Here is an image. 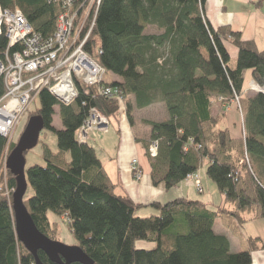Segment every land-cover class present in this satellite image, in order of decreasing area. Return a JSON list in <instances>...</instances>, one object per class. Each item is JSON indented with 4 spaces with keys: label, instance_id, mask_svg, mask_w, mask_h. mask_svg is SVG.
<instances>
[{
    "label": "trees",
    "instance_id": "trees-1",
    "mask_svg": "<svg viewBox=\"0 0 264 264\" xmlns=\"http://www.w3.org/2000/svg\"><path fill=\"white\" fill-rule=\"evenodd\" d=\"M204 3L102 0L91 42L99 38V63L120 78L103 83L116 87L126 99L130 125L134 123L132 109L156 102L166 109L167 119L142 121L149 127L145 149L153 184L177 186L206 159V175L232 209L219 206L211 211L198 201L176 198L163 205L147 204L158 209V215L135 216L140 206L115 192L95 150L74 136L90 108L112 117L117 115V101L97 96L95 87L80 82L76 83L77 97L68 105L58 103L46 89L39 93L40 108L31 114L41 116L44 129L54 133L56 151L44 145L45 165L26 170L33 194L23 198V203L36 228L51 240L56 224L49 222L47 214L67 217L75 245L92 264L251 262L250 251L230 252L227 238L212 230V222L221 214L244 221L240 214L245 211L264 217V93L242 94L247 71L264 86V48L244 41L229 26L213 27L205 18ZM0 6L19 8L43 37L52 34L59 12L49 0H0ZM225 43L237 50L234 67L229 66ZM6 46L2 35L0 52ZM3 94L0 79V97ZM238 96L243 136H233L223 125L225 112L212 116L214 101L227 106ZM55 107L61 129L52 125ZM153 140L158 142L155 157L148 152ZM15 145H8L0 135V264H35L16 237L11 198L16 183L6 168L9 195L3 194L4 151L7 146L9 154ZM137 241L153 242L156 247L139 250ZM37 257L42 264H55L42 251H37Z\"/></svg>",
    "mask_w": 264,
    "mask_h": 264
},
{
    "label": "built area",
    "instance_id": "built-area-1",
    "mask_svg": "<svg viewBox=\"0 0 264 264\" xmlns=\"http://www.w3.org/2000/svg\"><path fill=\"white\" fill-rule=\"evenodd\" d=\"M58 7L52 34L43 37L29 24L19 8L0 6V37L5 36L6 48L0 52V79L4 94L0 97V135L9 143L23 113L40 91L46 89L58 103L70 104L77 97L76 83L95 87L97 96L117 101L122 105V94L113 86L105 85V68L92 56L93 32L102 0H49ZM90 49V51L87 50ZM100 50H98V56ZM254 93H264V87L252 85ZM87 93V91H86ZM235 99H238L236 97ZM102 129L107 117L96 108H90L85 121L76 131V140H86L85 123ZM158 142L151 141L148 152L157 154ZM7 146L4 151V164ZM137 161L133 160L132 165ZM5 166V165H4ZM194 181L196 173L185 181ZM68 220V218L66 217ZM69 222V220H68Z\"/></svg>",
    "mask_w": 264,
    "mask_h": 264
},
{
    "label": "crops",
    "instance_id": "crops-1",
    "mask_svg": "<svg viewBox=\"0 0 264 264\" xmlns=\"http://www.w3.org/2000/svg\"><path fill=\"white\" fill-rule=\"evenodd\" d=\"M257 11L261 12L259 17L256 16ZM204 15L213 27L229 26L231 30L240 33L244 41H253L258 49L264 48V0H205ZM225 47L229 57H236L237 50L234 46L225 43ZM247 76L250 77L249 71H247ZM225 108L226 104L214 101L212 116L222 114ZM223 125L229 129L230 133L232 132L228 123L223 122ZM238 135L239 133H236L233 136ZM85 142L95 150L104 173L115 184V192L126 195L133 203L140 206L135 212L136 214L138 211L137 215H142L139 217L159 214L158 209L147 204L158 202L163 205L176 198L198 201L206 209L216 210L209 202H205L203 196H199L204 195L202 187L203 173L201 171L203 169L206 175V159H203V166L200 167L199 172L201 193H197L195 188L185 183V181L172 188H166L164 183L153 184L150 175L151 168L145 149V144L149 142V127L138 128L135 119L133 125H130L125 115L123 118L120 114L108 117L107 130L105 132H88ZM132 160L137 162L132 165ZM217 218L212 222L213 231ZM231 218H233V221L223 220V222L229 223L227 228L233 226L232 232L222 227L218 228V232H214L227 238L231 253L250 251V264H264V217L247 215L244 217V221H238L233 216ZM245 224L250 226V232L247 234L242 233V227ZM135 247L139 250L149 251L154 249L156 244L137 241Z\"/></svg>",
    "mask_w": 264,
    "mask_h": 264
},
{
    "label": "rangeland",
    "instance_id": "rangeland-1",
    "mask_svg": "<svg viewBox=\"0 0 264 264\" xmlns=\"http://www.w3.org/2000/svg\"><path fill=\"white\" fill-rule=\"evenodd\" d=\"M260 15H261V12L257 11L256 16L259 17ZM149 32H153V30H149ZM99 47H100V40L98 37H94V43L92 44V50L91 51H92L93 59L98 61V62H99V56H98ZM235 58L236 57H230L229 66L234 67ZM104 79L107 83L117 82L120 80L119 77H117L116 75H114L110 71H106ZM254 84L258 85L259 87H264V86H260L255 81H253L251 79V77L247 76V72H246L242 94L244 96L245 95L250 96V95L254 94V92H253L254 89L252 88V85H254ZM239 99H240V96H238V99L233 98V101L231 102V104L227 105L226 108L224 109V112H226L225 113L226 121H224V123H228L229 127L231 128V130L233 132V133L231 132L233 135L236 133H239V135L243 136L242 116H241V113L239 111L240 106H239V102H238ZM125 101H126V99H124V97H123L122 105L120 106V108H118V111H117V115L120 114V116L122 118L124 117V115L126 116V108H125L126 103H125ZM130 101H131V103H133L132 99ZM39 108H40V99H39V95H37L36 97H34L31 104L29 105V107L23 113V116L21 117L20 122L16 126L14 133L12 135V139H11L12 143H14V142L17 143L22 132L24 131V128H25L29 118L31 116H34V114H31V113L36 112ZM131 113H132L133 119H135L136 126L140 129L145 128L147 126V125L143 124L142 121H144V120L161 121L164 118H167L166 109H165L163 103H161V102H156L146 109H132ZM87 123H89L88 120L85 123V125H87V126H85V128H84L86 135L90 131L105 132L108 128V125H107V126H105V128L99 129V128H97L96 124H94L92 127V125L88 126ZM232 124H235V125L233 126ZM52 125L56 129L62 128L59 117H58V108L57 107H55V113L53 114V117H52ZM76 131H75V133H76ZM78 131H77V133H78ZM74 136L76 139V134ZM9 143H8V145H9ZM44 145H46L52 152L56 151V136L54 135V133L50 132L47 129H43L41 131L37 145L33 149L25 152V154H24V158H25L24 170H25V173H26V170L33 165H38V166H44L45 165V160L43 158V155H44L43 154V150H44L43 146ZM66 158L69 159V155H67ZM244 160L247 164H250V162L248 161V159L246 157ZM132 161H131V163H132ZM4 165L5 164L3 161L2 187H3V194L8 196L9 190L7 189V175L5 173V166ZM199 172H200V168L195 172L199 178V181H200L198 186H196L197 184L194 183V181H191V180L185 181V183L192 185L195 188L197 193H201V191H202L201 178H200ZM201 172L203 173L202 174V187L204 189V193H203L204 195H202V194L199 195L196 192L195 193L199 196H203L205 199V202H209V204L211 206H213V208H217L220 206V207H225L226 209H232L233 206L230 203H228L227 201H225L223 195L218 191L217 186L213 183V181L208 176H206L204 174L203 169ZM32 194H33V191L31 189V187L27 186L23 198L28 199ZM138 213L139 212L137 211L135 216H142V215H137ZM240 215L245 217L247 215H254V212L253 211H245V212H242ZM47 216H48L49 222L51 224L52 223L56 224L55 233H54V240L62 243L63 245H66V246L75 245V240L69 231V228H68L69 222L66 219V217L65 216L56 217L51 213H48ZM219 217L220 218H217L215 220V223L213 226L215 232H218L219 227H222L226 230L227 226H229L228 225L229 223H226V222L224 223L223 220H225V221L232 220L233 221V218H231V216H229L228 214H221ZM248 225L249 224H245L242 227V233L243 234H247L250 232V226H248ZM227 229L232 232L233 226H231L230 228H227ZM228 233H230V232H228Z\"/></svg>",
    "mask_w": 264,
    "mask_h": 264
},
{
    "label": "water",
    "instance_id": "water-1",
    "mask_svg": "<svg viewBox=\"0 0 264 264\" xmlns=\"http://www.w3.org/2000/svg\"><path fill=\"white\" fill-rule=\"evenodd\" d=\"M43 129L44 125L41 116H31L5 162V168L14 175L16 183L11 198L17 240L33 255L35 264H42L37 257V251H42L49 261L55 264H92L78 246H66L43 235L36 228L24 206L23 197L27 188L24 154L37 145L39 135Z\"/></svg>",
    "mask_w": 264,
    "mask_h": 264
},
{
    "label": "bare ground",
    "instance_id": "bare-ground-1",
    "mask_svg": "<svg viewBox=\"0 0 264 264\" xmlns=\"http://www.w3.org/2000/svg\"><path fill=\"white\" fill-rule=\"evenodd\" d=\"M7 144H8V142H7Z\"/></svg>",
    "mask_w": 264,
    "mask_h": 264
}]
</instances>
